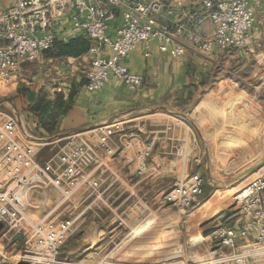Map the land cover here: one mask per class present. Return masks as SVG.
<instances>
[{
	"label": "built area",
	"instance_id": "1",
	"mask_svg": "<svg viewBox=\"0 0 264 264\" xmlns=\"http://www.w3.org/2000/svg\"><path fill=\"white\" fill-rule=\"evenodd\" d=\"M179 5L182 3L177 0H16L0 11V80L12 81L23 62H34L53 49L55 26L63 15L71 13L67 40L83 35L91 41L86 89L97 91L115 75L130 90H137L144 77L132 72L126 60L139 43L146 57L154 41L161 52L173 58L183 55L184 45L206 55L215 47L221 51L243 47L264 0H197L179 19L171 20ZM117 11L122 23L111 35L110 21ZM206 22L210 31L204 26ZM123 124L114 121L98 128L96 141L82 132L70 134L42 163L39 157L44 145L22 140L16 116L0 107V238L11 240L21 235L27 253L21 257L23 263L63 264L57 257L77 217H61V207L81 185L101 187L104 179L100 172L96 176V170L106 164L105 155H116L114 137L123 132ZM151 152L149 144L135 155L139 175L146 173ZM52 191L60 196L53 207L48 202ZM35 193L38 201L33 198ZM203 194V176L195 172L177 183L164 199L186 208ZM234 198L240 217L236 223H220L204 235L209 238L207 257L216 256L196 264H264V169ZM30 207L45 213L33 218L28 215ZM7 262L0 254V264Z\"/></svg>",
	"mask_w": 264,
	"mask_h": 264
},
{
	"label": "rangeland",
	"instance_id": "2",
	"mask_svg": "<svg viewBox=\"0 0 264 264\" xmlns=\"http://www.w3.org/2000/svg\"><path fill=\"white\" fill-rule=\"evenodd\" d=\"M187 50L191 54L186 63V82L179 88L177 85L163 101L123 117L124 130L116 136V155L126 161L147 145L152 146V157L148 159L150 174L132 173L134 166L125 161L121 166L113 165L111 171L102 167L96 170V176L100 172L104 179L100 188L83 184L61 207L64 209L61 217H77L74 232L57 257L63 264H196L210 258L209 238L204 235H209L220 223L237 222L240 210L235 194L264 169L263 166L226 184L264 159V53L254 57L246 54L244 48L233 47L215 60L197 50ZM35 70L32 64L17 79L8 83L0 80L1 108L13 114L16 109L10 101L22 105L23 97H28L31 91L47 96L54 86L53 74L49 71L43 76L48 88H41ZM221 72L224 77L219 75ZM236 92H245L251 106L250 103L243 106L245 99ZM158 107L184 113L188 118L164 111L148 112ZM253 107L259 119L254 118ZM228 117L230 120L226 121ZM174 123H180L172 130L178 143L170 147L171 153H164V147L159 153L158 141L166 136V125L173 128ZM180 136L186 139L178 140ZM65 141L63 137L43 144L39 160L42 163L48 160ZM194 145L197 148L192 151ZM195 152L200 156L198 165L189 156ZM117 169L121 171L116 172ZM195 172L203 176L204 194L186 208L168 204L165 194ZM59 197L56 191L51 192L48 200L51 207ZM33 198L38 201L39 194L35 193ZM44 213L42 209H28L33 218ZM99 216L105 220L102 231H98ZM148 221L152 223L146 227ZM141 226L143 231L132 236L133 230ZM101 234L102 247L87 249L85 241L95 245ZM16 237L0 238V250L4 246L7 256L19 260L27 253L23 239Z\"/></svg>",
	"mask_w": 264,
	"mask_h": 264
},
{
	"label": "crops",
	"instance_id": "3",
	"mask_svg": "<svg viewBox=\"0 0 264 264\" xmlns=\"http://www.w3.org/2000/svg\"><path fill=\"white\" fill-rule=\"evenodd\" d=\"M15 1L16 0H0V11L10 7ZM179 1L182 5L178 6V10L171 20L179 19L197 0H177V2ZM71 17V13H67L57 22L55 26L56 42L69 43L73 39H84L88 41L90 46L91 41L83 35L67 40L72 27ZM121 23L122 15L120 11H117L115 17L110 21L109 33L115 35ZM204 26L207 30H211L209 22H206ZM238 48H244L247 51L245 52L246 54L249 56L253 55L254 57L264 53V6H259L256 10V20L249 31L247 45ZM187 49L196 50L189 45H184L183 55L178 58H173L168 53L161 52L157 42L154 41L150 47V56L146 57L144 55V46L142 43H139L136 50L133 51L126 60L132 72L140 73L144 77L143 85L137 90H130L121 78L111 75L102 88L94 92L88 91L86 89L88 81L87 72L90 68V60L92 58V56L87 53L88 49L78 54H60L58 53V49L54 47L49 51H45V53L34 62H23L19 72L12 80L28 72L33 64L36 69V77H40L39 87L48 88L43 76L49 71L53 74L51 80L55 81H53L54 86L48 91L47 96H43L35 90L31 91L28 97H23L22 105L16 103L15 100L10 101L13 106L15 105V109L17 110H14L15 112L13 114L17 118L22 140H29L43 145L45 143H53L62 140L63 137H66L68 134L82 132L93 141H96L98 128L114 121H123V117L136 113L145 106H152L155 102L163 101L166 95L177 85L179 88L186 82L188 79L186 63L190 59L191 54ZM195 52L215 60L219 59L220 54L224 53V51L219 50L218 47H215L211 55H206L198 50ZM231 57L232 56H229V58ZM38 64L39 68H37ZM222 73L223 72L219 73V75L224 77ZM62 85L63 87H61ZM229 87L230 86L227 88ZM236 93L244 97L243 106L251 102L245 92ZM39 94H41V97H39ZM247 98L248 101L246 102ZM24 100L26 101L25 103ZM248 106H251V103ZM253 112L254 118L259 119V116L256 115V108L254 107ZM225 120L229 121L230 118H225ZM176 125H180V123H174L173 128L172 126L169 128V124L166 125L164 130L166 136L158 141L160 144L158 146L159 153L161 152V147H164V153H171L172 149L170 147L178 143L175 141V131L172 132V130L176 128ZM171 135H173V137ZM56 136L61 137L48 141L51 137ZM180 138L186 139L180 136L178 140ZM116 139L117 137H114V144L117 143ZM196 148L197 147L194 145L192 151H195ZM189 156L193 158L196 165L200 163V156L197 152ZM134 158L130 161H126V159L123 160V158L120 157V154L114 157L105 155L106 164L102 165V167H104L105 171L108 169L111 171L113 165L118 167L125 161V164L134 166L135 170L131 172L138 174V164L135 162ZM117 171L120 172L121 170L117 169L116 172ZM147 171L149 170L147 169ZM148 174H150V171ZM239 217L240 214L236 218L238 219ZM97 222L99 224L98 231H102V226L106 227L104 224L105 220H102V217H100L97 219ZM85 243L87 249L93 248V246L96 245L98 248H101L102 234L100 235L99 241L95 242V245H92V241L86 240ZM0 254L6 255L8 260L7 264H25L22 262V259L15 260L12 259L11 256H7L4 246L2 251L0 250Z\"/></svg>",
	"mask_w": 264,
	"mask_h": 264
},
{
	"label": "water",
	"instance_id": "4",
	"mask_svg": "<svg viewBox=\"0 0 264 264\" xmlns=\"http://www.w3.org/2000/svg\"><path fill=\"white\" fill-rule=\"evenodd\" d=\"M155 111H164V112H168V113L173 114V115H178V116H181V117L188 118L184 113L173 111L171 109H168L167 107H158V108H150V109H148L149 113H153ZM68 135H70V134H68ZM58 137H61V136L51 137L50 139H48V141H52V140H54V139H56ZM263 165H264V159L261 160L260 162L256 163L255 165H252L249 168L245 169L242 173L238 174L237 176L227 180L226 184L227 183L228 184L229 183H234L235 181H237V180L241 179L242 177H244L246 174H248V173H250L252 171H255L256 169L262 167ZM207 173H208V177L211 178V175H210L208 170H207ZM2 227H3V224L0 223V231H1ZM16 238H21V235L18 234Z\"/></svg>",
	"mask_w": 264,
	"mask_h": 264
},
{
	"label": "trees",
	"instance_id": "5",
	"mask_svg": "<svg viewBox=\"0 0 264 264\" xmlns=\"http://www.w3.org/2000/svg\"><path fill=\"white\" fill-rule=\"evenodd\" d=\"M54 47L58 49L60 54H78L87 50L89 43L84 39H73L69 43L56 42Z\"/></svg>",
	"mask_w": 264,
	"mask_h": 264
},
{
	"label": "bare ground",
	"instance_id": "6",
	"mask_svg": "<svg viewBox=\"0 0 264 264\" xmlns=\"http://www.w3.org/2000/svg\"><path fill=\"white\" fill-rule=\"evenodd\" d=\"M264 166V165H263ZM262 166V167H263ZM262 167H260V168H262ZM260 168H258V169H256L255 171H252V172H250V173H248V174H246L245 176H247V175H251L252 173H254V172H256L257 170H259ZM244 176V177H245ZM243 178V177H242ZM149 222V221H148ZM151 223L152 222H149L148 224H146V227L148 226L149 227V225H151ZM143 227L141 226V227H137V228H135L134 230H133V233H132V236H136V235H138L139 233H141L142 231H143Z\"/></svg>",
	"mask_w": 264,
	"mask_h": 264
}]
</instances>
